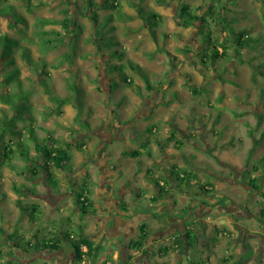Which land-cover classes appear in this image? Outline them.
I'll return each instance as SVG.
<instances>
[{"label": "rangeland", "instance_id": "obj_1", "mask_svg": "<svg viewBox=\"0 0 264 264\" xmlns=\"http://www.w3.org/2000/svg\"><path fill=\"white\" fill-rule=\"evenodd\" d=\"M103 1L114 2L117 7L97 10V29L87 14H81L84 0H0V8L12 5L27 22L14 26L8 15L0 17V128L3 111L8 116L14 111L1 101L2 96L10 95L19 105L18 112L28 106L33 113L34 119L19 121V128L33 125L40 137L51 132L55 138L72 143L82 138L86 144L83 151L75 143L68 148L73 160L66 165L67 171H57L59 186L51 188L44 178L27 179L2 162L3 147L13 139L11 134H4L0 141L1 252L9 249L6 235L16 230L27 239L37 233L41 241L66 231L76 234L85 230L95 238L104 213L107 212V230L113 221L122 224L120 215L106 211L115 209L103 199L104 196L118 198L120 192L130 204V209L122 215L123 220L132 223L141 213H146L147 218V214L154 213L160 218L154 215L148 221L150 233L163 228L167 203L162 198L155 204L149 199L154 185H150L147 169L153 170L162 181L165 170L173 163L192 175L190 186H183L186 194L178 187L170 191V198L179 202L177 207L170 208L174 215L183 217L178 208L192 199L219 201L205 219L202 248L198 249L197 245L188 251L184 246L180 248L177 230L169 239L156 240L160 235L155 234V239L147 244L148 252L122 248L123 238L112 235L102 240L101 250L92 259L88 258L86 264H264V221L260 214L264 195L248 184L249 179L256 177L264 191V160H261L264 158V0H95V3ZM183 3L192 8L202 5L204 10L199 15H204L208 22L202 26L198 23L199 27H183L178 20ZM66 6L78 14L77 23L82 26V32L76 35L74 43L67 38L58 44L52 34L42 33L36 21L42 17L63 19L61 9ZM140 7L159 14L156 37L147 24L153 20L143 18ZM220 11L225 21L221 20ZM226 21L235 31L245 29L252 38L249 45L239 46L240 55L234 52L237 43L233 34L223 28ZM45 29L65 32L60 25H48ZM203 32H211L220 45H227V54L214 61L203 56L201 49L209 46L204 42ZM4 35L19 39L21 44L6 42ZM47 38L52 39L51 48L44 51L43 40ZM103 41L112 44L102 47ZM54 44L57 46L53 47ZM22 46H26L34 59L32 66ZM3 55L5 60L9 55L14 56L15 64L4 62ZM128 61L144 68L152 88L128 66ZM43 62L47 63L45 70L50 73L54 93L71 98V102L51 113L55 104L44 93L34 67L40 68ZM14 68L20 70L21 87L16 81L6 80V73ZM124 77L130 82H125ZM111 80L114 90L109 92ZM192 88L198 93L194 94ZM20 91L27 96L22 93L24 97L19 96ZM79 114L83 123L76 118ZM171 132H176L174 140H168ZM147 140L153 158L142 147ZM31 145L35 154L32 142ZM131 149L141 150L142 155L133 157ZM124 151L129 152L127 157ZM14 161L24 165L18 154H14ZM85 181L97 217L81 215L75 205L74 188ZM195 183L210 190L202 191ZM34 185L37 192L32 194L27 187ZM16 187L23 189L18 192ZM19 198L23 204L39 203L41 213L37 222L30 221L22 212ZM234 203L241 212L238 216L232 212ZM130 228L128 235L137 237L139 226ZM117 231L112 227L113 233ZM60 240L68 254L70 242L63 236ZM165 245H170V249L163 254L160 249ZM3 260L4 256H0V264H9Z\"/></svg>", "mask_w": 264, "mask_h": 264}, {"label": "trees", "instance_id": "obj_2", "mask_svg": "<svg viewBox=\"0 0 264 264\" xmlns=\"http://www.w3.org/2000/svg\"><path fill=\"white\" fill-rule=\"evenodd\" d=\"M26 2H30V0H24ZM85 1V8L83 11H81V14H87L90 19L93 21L94 26L98 29V9H107V8H116L117 4L108 1H103L99 4L95 3V0H84ZM90 10V11H88ZM204 10V7L202 5L196 6V7H191L186 3H183L180 6V12H179V23L183 27H189V26H197L199 23V26H202L207 21V18L204 15H199V12ZM61 12L64 14L63 19H51V18H38L37 19V25L41 28L43 34H52L58 44L64 42L67 38L71 39V42L74 43V38L76 35H78L80 32H82V26L78 25L77 23V13H73V9L71 6H66L61 9ZM140 13L143 18L146 20H153L152 22H147L149 29L151 30L152 34L154 37L155 35V26L156 23L158 22L159 14L156 12H151L148 13L145 11L143 8L140 7ZM148 13V14H147ZM221 15V20L225 21L223 18V13L222 11L219 12ZM77 14V15H76ZM211 14H213L211 12ZM9 16L12 18V24L14 26H18L19 24L21 25H27V22L24 17L19 16L16 11H14V8L12 5H7L3 8H0V17L1 16ZM227 23V24H225ZM223 23V28L225 30H229L235 39V42L237 43V46L234 48V52L237 55H240L241 50L239 49V46L242 48L244 45H249L252 38L247 35L245 29H241L239 31H235L232 29L230 23L227 21ZM221 24V22L218 23V26ZM48 25H60L62 29H64L65 32H61L60 30L57 29H45L46 26ZM13 26V27H14ZM197 26V27H199ZM203 39L204 42L208 43V47H204L201 49L200 53L203 54V56H206V58H210L213 61L217 58H220L224 55L227 54V50L229 47L225 44L219 43L217 39H213L212 36L210 35L211 32H203ZM95 36V35H94ZM3 40L12 41L16 45L21 44L19 39H12L8 37L7 35L3 36ZM44 46L43 50H48L51 48L49 45L52 43L51 38H47L43 40ZM102 47L109 46L112 44V41H103ZM101 43V44H102ZM57 46V44H54L53 47ZM211 46V47H210ZM23 49L26 50V53L24 54L27 62L33 63L34 59L32 56L29 54L28 49L26 46H22ZM72 48H74V45H72ZM0 49H2L0 47ZM117 51L114 50V54H116ZM122 54V52H120ZM119 54V53H118ZM171 54V53H169ZM5 55H3L1 58L3 61L5 60L4 58ZM71 54L68 55L70 57ZM87 56V55H85ZM1 61V60H0ZM6 62H10L12 65L15 64V58L14 56H10L5 60ZM4 61V62H5ZM202 61L205 63L204 59ZM31 65V64H30ZM47 63L43 62L40 65V68L38 66H34L37 68V74H38V81L40 85L43 88V91L45 94L48 95L49 99L54 102L55 107L51 109L50 113L52 111H57L60 110L65 104L68 102H71L70 97H61L57 94L54 93L51 83H50V73L45 70ZM4 66V65H3ZM32 66V65H31ZM128 66L132 68L134 71L139 73L147 83L149 82V76L144 70V68L137 63L133 61H128ZM109 67V66H108ZM107 70H109L107 68ZM19 73L20 70L19 68H14L6 73V80L8 82L11 81H16L18 83V86L21 87V79L19 78ZM125 82L129 83L130 81L128 80L127 77H124ZM114 80L110 81L109 85V92H112L114 90L113 87ZM148 88H152L150 83L147 85ZM101 88V87H98ZM192 92L194 94L198 93V90L196 88H192ZM76 90H78V87H76ZM22 93L25 94L24 92L20 91L18 92V95ZM5 96V95H4ZM2 96L1 101L4 103H7L11 109H14L12 112L11 116H8L7 113L3 111V117L1 118V128H0V141L3 139L4 134L8 133L12 135V141L11 143H8L4 145L3 150L1 154H3V159L2 162L5 163L7 167L10 168V170L25 175V178L34 180L36 178H44V180L48 181V184L50 185L51 188H57L59 186V179L57 175V171H62L65 172L67 171L66 165L73 160V155L69 151V147L72 146L73 143L76 144L77 148L81 151L85 149L86 144L84 143V140L82 138H79V140L74 141L73 143L71 141H67L62 138H55L53 134L50 132L48 133L47 137H40L38 132L35 130V127L33 125H29L25 128H19L18 123L19 121H26V120H33V113L31 112L30 109H28V106L22 107L21 110L18 112L19 105L15 103V99L7 95L6 97ZM24 97L23 95H19ZM76 96V100L78 95ZM17 97V95H16ZM78 101V100H77ZM79 103L77 104V108L82 110ZM17 109V110H16ZM17 111V112H16ZM114 112V110H112ZM22 112V113H21ZM77 120L79 122H84L82 119L81 114L77 115ZM86 124H89L86 122ZM251 132V131H250ZM176 138V132H171V135L168 136V140H174ZM75 139H78V137H75ZM31 142L33 143V148L35 150V154H32V145ZM179 144H183L182 141H178ZM150 144V140H147L143 143L142 147L147 149V154L150 158H153V153L151 150H148V145ZM132 153L133 157H138L142 155V151L139 149H131L129 150ZM129 152L124 151V157L128 156ZM14 154H18L20 158L24 160V165H18L14 161ZM263 161L264 158H261ZM258 167L255 166V170H257ZM148 173V179L153 183L155 191H156V196L153 197V201H158L160 196L164 195L165 193L168 194L170 191L165 190L167 189V186H170V181L168 179H163L164 184H162L161 179H158L156 175L153 173V170L147 169ZM170 174L174 177L172 178L174 182L177 184V187L182 191V192H187L183 189V186L185 185L186 187L190 186V180L192 178L191 173L184 169H178L176 165H173L172 170H170ZM196 185L200 186V190L202 191H209L210 189L206 188L205 185H200L198 183H195ZM210 186H213L211 182L208 183ZM248 184H250L254 190H257L260 192L261 195H264V191L262 190L261 184L259 183L258 179L256 177L251 178L248 180ZM73 186H76L75 184ZM36 185L33 187H27V190H29L30 193L35 194L37 192V189L35 188ZM171 187V186H170ZM18 192H21L23 187H16ZM74 193H75V205L77 209L79 210L81 215L84 216H96L97 215V210L94 208V204L92 203V198L90 197V190L88 183L85 181L81 185H77L76 188H74ZM109 200V199H108ZM19 206L21 207L22 212L26 213L32 222H37L39 220V214L41 213V208L39 203H32V204H23L21 198L17 200ZM110 202V201H109ZM217 201L216 203H218ZM123 211H128L130 208L129 202L124 199V196L121 195V197L118 196L117 200L115 201L114 206H119ZM261 214V220L264 221V208H261L260 211ZM115 215H120L119 218H123V214L115 213ZM155 216H157L155 214ZM104 222V221H103ZM107 222V221H106ZM114 221L112 222V224ZM111 224V225H112ZM82 226V225H81ZM82 229V228H81ZM193 229H188L186 231V240L182 241L181 239V234L179 235V246L182 248L185 244H192L194 243V239H196V234L193 233ZM1 232L5 233V229H1ZM78 232L76 234H72L69 231L64 232L61 234L60 232L52 234L50 237L45 239L46 237L43 238V241L39 240V235L35 233L32 238L27 239L25 235L19 234L18 230L9 233L6 235V237L9 239L8 241V246L9 249L7 251H2L0 250V256L4 260L3 262L8 260L9 264H21L19 261H17L18 258H21L20 254L22 252H29L32 254H37V250L41 251H57V250H62V241L60 240V236L65 238L67 242H70L69 244L71 245V252L73 253V262L72 264H81L83 260H88L91 257L94 256V254L98 251L101 250L103 241L106 240L107 236H104L101 232V241L99 239L94 238V237H88L84 234V231ZM152 233H150L149 229V223L147 221H143L141 225L139 226V235L137 237L131 238L129 248L134 249V250H141L148 252L150 249L147 244L150 243ZM216 238V237H214ZM217 240V238H216ZM11 242V243H10ZM83 247H86V250L83 249ZM148 247V248H147ZM18 249H20L22 252L18 253ZM170 249V245H165L161 247L160 250H162L163 254H166ZM131 256V255H129ZM95 257V256H94ZM111 258V256H110ZM92 259V258H91ZM5 264V263H4Z\"/></svg>", "mask_w": 264, "mask_h": 264}, {"label": "flooded vegetation", "instance_id": "obj_3", "mask_svg": "<svg viewBox=\"0 0 264 264\" xmlns=\"http://www.w3.org/2000/svg\"><path fill=\"white\" fill-rule=\"evenodd\" d=\"M111 133H109L110 135ZM162 152L164 151V147L161 145L160 146ZM167 157V156H166ZM156 161V160H155ZM173 164V163H172ZM169 169L165 170V174H164V178L163 179H168V181H170V186H167V189L171 191L173 187H177V184L174 182V180L172 178H174L171 174H170V170H172V165ZM162 184H164V181H161ZM123 188V187H121ZM185 193V192H182ZM120 196V193H119ZM186 196V195H185ZM170 197V192L168 194H164L161 196L162 200H164V202L167 203V206H165L163 213L166 215L167 220H166V224L163 228H160L159 230L155 231L152 233L151 239L154 240L155 239V234H159L160 236H157L158 238H156V240H160L162 238H172L174 236L175 230L179 231L181 234V239L182 241L186 240V231L188 229H193V233L196 234V239H194V243L192 244H185L184 248L185 251H188L189 249L193 248V246L197 245V248H202L203 246V240H204V228L206 226V221L205 219L211 214V211L214 210V204H216V202H211V201H203V200H199V199H192V201H190L187 205H183L182 207L178 208L179 210H181V212L183 213V217H177L176 215H174L171 211L170 208L174 209L179 202L177 201H173ZM238 206L236 203L233 204L232 206V212L233 214H235L236 216H238L241 212L238 211ZM167 209V210H166ZM166 211V212H165ZM104 217V216H103ZM106 217V216H105ZM103 218L102 221H106V218ZM157 218H160L159 215H157ZM122 219V218H120ZM176 219V220H175ZM178 219H180V221H178ZM100 222V221H99ZM124 222V220H123ZM122 224L117 225L116 223H113L111 225V229L107 230L105 224L100 225V231H102V234L104 236H107V238H109L110 236H114V233L112 232L110 234V232L112 231V227L115 228H120ZM81 233H83L81 231ZM84 234L88 237H93L92 235L88 234L85 230H84ZM121 237H123L125 239V241H123L121 243L122 248H129V244L130 241L127 240V235H123V233H121L120 235ZM118 240V239H117ZM24 251V250H23ZM59 252H61V250H57V251H53V252H48L42 255H37V254H32L27 252H23V256H20L21 258L19 259V262L21 264H37V261H40L41 263L39 264H71L73 262V260L70 258V256H65V260L62 261L61 256L59 255ZM122 257V255H121ZM69 259V260H68Z\"/></svg>", "mask_w": 264, "mask_h": 264}, {"label": "crops", "instance_id": "obj_4", "mask_svg": "<svg viewBox=\"0 0 264 264\" xmlns=\"http://www.w3.org/2000/svg\"><path fill=\"white\" fill-rule=\"evenodd\" d=\"M124 159V158H123ZM122 159V160H123ZM122 160H120L119 162V166H120V168L122 167ZM149 182H150V185H152L153 186V183L149 180ZM148 182V183H149ZM104 183V182H103ZM153 188V190H152V194L151 195H149V199L152 201V202H154V204L156 203V202H158V201H153V197H155L156 196V191H155V189H154V187H152ZM186 194V193H185ZM121 192H120V196L119 197H121ZM160 198H161V196H160ZM159 198V199H160ZM104 201L107 199V203L110 201V203H112V205H111V207H112V209L114 208L115 209V211H113V210H111L110 208H107L106 209V211L107 210H109V213L110 214H113V215H115V213L117 212V213H119V214H123L125 211H123L121 208H120V205L119 206H114L115 205V201L117 200V198H107V196H104ZM109 199V200H108ZM169 199H170V197H169ZM126 200V199H125ZM128 203V202H127ZM108 205L110 206V204L108 203ZM177 207V206H176ZM146 214V213H145ZM145 214H143V213H141V215H139V216H136V218L137 219H134L133 220V222L132 223H130V222H128V221H126V219H124V222H123V218H122V220L120 219V221L122 222V227L123 228H118V231L116 232V233H114V235H121V233H123V235H127V240L128 241H130L131 240V238H132V236L130 235H128L132 230H131V226H134V227H138V226H140L141 225V223L143 222V221H151V220H153L154 219V213L153 214H147L148 215V218H147V216H145ZM98 215H96V217H97ZM104 217L105 216H107V212L106 213H104V215H103ZM101 217V219H100V222H99V224L100 225H103V224H105L106 223V221H102V219L104 218V217ZM134 216H135V214H134ZM106 218V217H105ZM107 219V218H106ZM176 220V219H175ZM178 221H180V219H178ZM116 224H118V222L116 221L115 222ZM101 232L102 231H100V229H99V233H97L96 235H95V238H97V239H99L100 237H101ZM112 233V231L110 232V234ZM121 238H123V237H121L120 236V238L119 239H121ZM118 239V240H119ZM123 240L125 241V239L123 238ZM23 251V250H22ZM20 249H18V253L19 252H22ZM49 251H42V252H38L37 254H39V255H42V254H45V253H48ZM61 253H63V255L64 256H67V255H69L70 256V258L73 260L74 258H73V253L70 251L68 254H66L65 253V251H64V249H62L61 250V252H59V255L61 256L62 254ZM23 252H22V254H20L21 256H23ZM27 254V253H26Z\"/></svg>", "mask_w": 264, "mask_h": 264}, {"label": "built area", "instance_id": "obj_5", "mask_svg": "<svg viewBox=\"0 0 264 264\" xmlns=\"http://www.w3.org/2000/svg\"><path fill=\"white\" fill-rule=\"evenodd\" d=\"M84 250H86V247H83ZM81 264H86V261L83 260Z\"/></svg>", "mask_w": 264, "mask_h": 264}]
</instances>
